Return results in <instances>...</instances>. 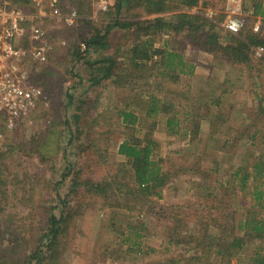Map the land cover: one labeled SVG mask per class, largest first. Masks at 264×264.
I'll use <instances>...</instances> for the list:
<instances>
[{"label":"rangeland","instance_id":"1","mask_svg":"<svg viewBox=\"0 0 264 264\" xmlns=\"http://www.w3.org/2000/svg\"><path fill=\"white\" fill-rule=\"evenodd\" d=\"M75 8V26L48 25L67 44L31 65L44 102L0 136V264H253L264 236H244L243 221L264 218V175L238 181L255 162L264 171V0ZM235 16L243 25L231 33ZM96 33L106 46L81 51ZM250 36L249 51L232 49ZM166 50L181 71L164 67ZM148 140L165 183L146 195L118 146ZM234 237L243 241L228 250Z\"/></svg>","mask_w":264,"mask_h":264},{"label":"built area","instance_id":"2","mask_svg":"<svg viewBox=\"0 0 264 264\" xmlns=\"http://www.w3.org/2000/svg\"><path fill=\"white\" fill-rule=\"evenodd\" d=\"M78 1L0 0V136L3 129L31 121L44 102L41 89L31 80V65L46 62L55 44H67L63 37L54 43L48 25L53 21L56 28L75 26ZM89 1L95 11L105 12L115 0ZM242 25L236 16L225 24L231 33ZM87 49L85 42L80 43L81 51Z\"/></svg>","mask_w":264,"mask_h":264},{"label":"trees","instance_id":"3","mask_svg":"<svg viewBox=\"0 0 264 264\" xmlns=\"http://www.w3.org/2000/svg\"><path fill=\"white\" fill-rule=\"evenodd\" d=\"M182 3L186 6H192L197 3V0H182ZM163 9L162 7L157 8V10ZM182 17H187L189 14L186 13H180L179 14ZM196 19H200L198 15H193ZM160 18H155L152 21H149V24L153 22H160ZM120 26H123V24L115 21ZM70 27V26H69ZM67 27V28H69ZM66 28V27H63ZM103 36H100L99 34H95L92 37H90L85 43L87 45V48L89 46L93 48H98L99 46H106V43L102 40ZM250 39L252 41H246L244 39H241L239 42V45H236L235 47H232V49L240 50V51H249L250 46L254 43H257V39L250 36ZM254 40V41H253ZM259 43H261V40H258ZM145 45V44H144ZM149 52V50H148ZM147 54V50H144V47L142 46L138 53H135L133 58L139 57V54ZM156 53V50H151V55ZM149 57V54L148 56ZM161 60L164 64V67L167 69L172 70H180L181 66L183 65L182 56L171 50H166L160 53ZM245 57H243L244 59ZM33 73H31L32 76ZM32 78V77H31ZM41 105V104H40ZM150 112H158L160 111V108L157 107V104L155 103V100L151 101V105L149 107ZM137 117L132 111H123L122 112V120L126 124H132L136 121ZM171 119H167V125L171 124ZM153 141L148 140L146 142H128L123 141L118 146V153L123 154L128 160L130 161L131 168L133 170V179L135 185L140 188V190L144 194H157L156 188L162 187L165 183V175L162 172L158 162L154 159H152V145ZM261 162H255L252 166H250V170L246 171L243 175H241L238 183L240 186L244 187L245 184L248 182V177L251 174L250 172H254V176L252 179L256 178L257 174L264 175L263 166H261ZM244 168L242 165H237L236 170L234 171V175H239L241 170ZM158 189V190H159ZM260 196L257 194L255 198ZM58 225H60V219H56L54 216H50V233L55 237L58 233ZM243 226L245 228L244 236L248 235H254L256 238H262L264 236V218H256V217H250L247 216L244 218ZM243 241V238L234 237L232 242L229 243L227 249L230 250L233 247L241 245ZM230 252V251H229ZM234 253H230L228 255H232ZM251 261L253 264H264V250H255L253 252V255L251 257ZM30 264V263H29Z\"/></svg>","mask_w":264,"mask_h":264},{"label":"crops","instance_id":"4","mask_svg":"<svg viewBox=\"0 0 264 264\" xmlns=\"http://www.w3.org/2000/svg\"><path fill=\"white\" fill-rule=\"evenodd\" d=\"M256 78V77H255Z\"/></svg>","mask_w":264,"mask_h":264}]
</instances>
